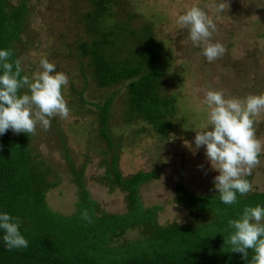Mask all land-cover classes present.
<instances>
[{
    "label": "rangeland",
    "instance_id": "obj_1",
    "mask_svg": "<svg viewBox=\"0 0 264 264\" xmlns=\"http://www.w3.org/2000/svg\"><path fill=\"white\" fill-rule=\"evenodd\" d=\"M15 4L18 0H8ZM221 0H115L117 17L127 20L135 29L148 25L152 36L163 45L166 71L161 92L173 97L174 114L165 135H159L139 118L125 122L127 113L126 81L111 87L95 86L86 59L75 49L82 40H90L80 21L87 9L86 0H25V27L15 42L21 68L26 75L39 69V61L46 57L56 71L68 77L62 87L68 118H51V127L44 131L37 127L29 134V147L40 154L51 167V180L56 186L45 193L48 207L63 215L75 210L77 188L65 154L77 170L83 166L82 176L89 196L97 203V210L117 213L125 210L124 192L99 182L103 172L99 160L103 156V141L97 136L98 121L94 107L85 101H101L111 95L108 132L116 141L117 165L123 176L136 171H157L156 177L139 186L143 206H159L156 223L171 221L184 224L201 222L204 214L189 213L174 201L176 181L196 193L210 194L215 190L212 169L204 146L195 149V130L207 122L204 90H225L226 95L244 97L264 91V0H227L228 10L215 13L214 5ZM196 5L217 25L213 42L225 48L223 56L208 62L202 49L194 47L186 28L177 23L178 15ZM80 60L82 62L80 63ZM27 92L22 89V94ZM257 123L256 136L264 143V112L253 117ZM63 133L62 142L56 130ZM185 141L191 144L186 146ZM260 164L248 176L253 191L264 188V151ZM239 219V218H238ZM138 230L129 229L115 243L134 238Z\"/></svg>",
    "mask_w": 264,
    "mask_h": 264
},
{
    "label": "trees",
    "instance_id": "obj_2",
    "mask_svg": "<svg viewBox=\"0 0 264 264\" xmlns=\"http://www.w3.org/2000/svg\"><path fill=\"white\" fill-rule=\"evenodd\" d=\"M86 2L88 7L80 21L91 38L79 41L75 49L86 59L93 83L104 88L125 80V122L139 118L159 135H165L169 117L174 114V99L161 92L166 71L163 45L152 36L148 25L135 29L117 17L115 0ZM26 12L25 0L15 4L0 0V50L13 52L10 62L18 59L15 42L25 27ZM110 100L111 95L101 101H82L94 107L97 136L105 145L98 181L124 192L125 210H97V203L84 185L83 166L75 169L65 151L78 199L71 214L51 210L45 202L46 191L57 183L50 178L51 167L40 154L31 151L29 134H14L9 129L0 135V214L19 219V230L28 247L8 250L0 230V264H250L252 250L245 260L242 254L230 251L224 239L233 231L228 221L240 218L245 207H264V188L246 195L237 193V202L226 205L216 189L210 194L196 193L179 179L174 201L189 215L204 214L202 221L156 223L159 206H143L139 186L158 172L120 173L116 141L108 132ZM56 137L63 145V133L58 129ZM84 211L91 222L81 218ZM129 229L138 230L137 235L115 243Z\"/></svg>",
    "mask_w": 264,
    "mask_h": 264
},
{
    "label": "clouds",
    "instance_id": "obj_3",
    "mask_svg": "<svg viewBox=\"0 0 264 264\" xmlns=\"http://www.w3.org/2000/svg\"><path fill=\"white\" fill-rule=\"evenodd\" d=\"M213 7L215 13H223L229 5L227 0H221ZM177 23L188 30L192 45L202 49L208 62L223 56L224 46L213 42L217 25L199 6L187 7L178 15ZM12 56L11 50H0V135L9 129L14 134L35 135L37 127L49 130L51 118H68L70 109L61 91L69 82L67 75L56 71L55 64L42 57L39 69L31 77L21 76V62H10ZM23 88L27 92L18 94ZM203 103L207 106V122L195 130L193 152L204 146L207 160L219 173L213 180L219 198L232 205L237 202V193L246 195L254 190L246 177L260 164L259 156L264 151V143L256 136L257 121L253 119L264 112V91L235 97L226 95L225 90L205 89ZM185 144L192 147L187 141ZM81 218L91 222L87 211L81 213ZM228 225L233 231L224 243L230 251L248 260L252 250L250 264H264V207H245L240 218L229 220ZM19 229L18 218L0 214V230L8 250L28 247Z\"/></svg>",
    "mask_w": 264,
    "mask_h": 264
}]
</instances>
